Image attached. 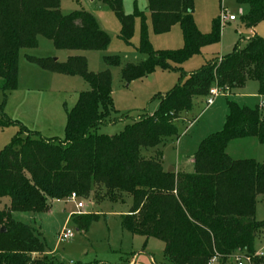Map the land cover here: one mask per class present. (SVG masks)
I'll list each match as a JSON object with an SVG mask.
<instances>
[{"label":"trees","instance_id":"1","mask_svg":"<svg viewBox=\"0 0 264 264\" xmlns=\"http://www.w3.org/2000/svg\"><path fill=\"white\" fill-rule=\"evenodd\" d=\"M60 1L0 0V90L4 93L17 88L20 51L35 48L39 36L57 49L97 51L108 46L110 36L94 15L84 10L62 14ZM235 1L248 6L241 16L247 28L264 21V0ZM100 2L117 18L118 37L126 45L131 44L135 20L140 21L137 50L146 58L125 63L122 79L130 83L161 69L177 72L178 83L157 95L159 106L153 114L141 113L115 135L97 134L96 129L115 111L110 71H88L84 56H70L65 62L27 56L43 69L80 76L89 89L80 92L66 112L62 139L28 129L8 117L5 101L0 103V129L18 126L0 150V200H9L0 208V264L47 263L40 233L15 220L14 213L48 211L54 199L68 200L72 193L88 198L99 189L111 200L123 193L131 197L129 211L121 217L122 228L161 241L165 264H210L214 256L218 264H229L236 252L255 251L256 232L264 227V220L257 221L254 215L258 198L264 196V161L233 159L226 147L231 140L246 137L264 143V113L259 105L250 108L227 101L224 125L200 141L192 173L168 172L160 154L145 157L141 150L176 139L175 120L213 85L231 93L243 88L251 76L264 100V39L254 36L243 48L236 44L220 59L186 74L181 65L219 41V18L213 20L209 33H202L194 20V0H147L153 33L164 34L178 25L183 40L180 49L156 51L148 39L143 11L134 7L125 14L122 0ZM104 61L108 66L120 64L118 56H106ZM70 217L81 231L96 219L90 214Z\"/></svg>","mask_w":264,"mask_h":264},{"label":"rangeland","instance_id":"2","mask_svg":"<svg viewBox=\"0 0 264 264\" xmlns=\"http://www.w3.org/2000/svg\"><path fill=\"white\" fill-rule=\"evenodd\" d=\"M123 1V12L131 14L134 10V0ZM137 3H139V6H137L138 10L144 12L143 0H137ZM245 7L235 0H194V17L198 22V25H196L202 33L211 31L213 20L218 19L222 11H226L229 15H235L238 19L234 22H221L219 20V41L205 46L199 54L186 60L181 65L184 73H192L202 65L214 59H220L228 54L236 44L240 48L244 47L248 38L249 28L242 23L240 10H244ZM75 10H84L98 17L103 29L110 36V42L104 50L57 49L50 40L39 36L37 46L35 48L22 49L19 56L21 58L23 55H26V58L27 56L50 58L56 59L58 62H65L68 57L78 55L86 58L88 71L97 73L108 69L112 78V101L115 111L110 113V120H107L106 123L101 124L96 129V133L115 135L121 132L127 124L136 120L141 113L153 114L159 106L157 95H163L170 91L178 83L179 74L173 71L157 69L148 79L133 80V82L126 83L121 77L122 66L125 63L137 64L146 58L145 54L137 50L140 35L139 19L135 20L136 27L130 41L131 44L126 45L118 37L120 24L108 6L99 0L60 1L62 14H68ZM146 23L148 39L154 50H177L182 47L183 40L178 25H174L167 33L157 35L152 31L150 17L146 19ZM106 56H118L120 64L108 66L104 61ZM27 64L41 68L29 60ZM43 70H46L50 76L57 79L50 85L51 88L45 85L42 88L39 87L42 99H46L49 96V102L53 104L51 112L55 123L58 121L59 114L64 110V107H66V114L75 105L79 93L88 90L89 85L80 76L60 74L47 69ZM47 81L52 82L49 79ZM152 84H156V86L154 87ZM155 88L156 92H151ZM24 90L21 88L19 93H23ZM257 90V81L249 76L244 88L234 90L232 96L224 95L226 92H221L214 97L213 104L206 109H204L206 97L199 96L194 98L192 107L189 110L188 122H183L179 118L175 120V124L179 128L178 133L186 129L185 134L184 132L180 134L179 140L183 143L187 142L189 149L193 145L196 148L195 141L198 139L197 137L206 128L210 127L211 121H215L219 117L221 109L226 106L228 100L250 108L260 105L259 103L263 98L259 97ZM9 92L4 93L0 90V103L5 101V97ZM35 93L38 92L31 89L30 97H35ZM63 103H65L64 107ZM262 111L264 113V109ZM4 112L6 113L5 107ZM23 115H26L25 112H23ZM8 117L16 120L9 115ZM18 121L23 124L22 121ZM190 121H193L191 125L189 124ZM17 131L18 126L16 125L0 129V150L11 141ZM23 133L25 135L26 132L23 130ZM58 133L54 136L62 139L64 137L63 131L60 132L59 130ZM41 134L44 135L43 133ZM168 145L165 149L167 157L174 158L176 144L170 145L168 143ZM160 146L157 147L156 152L153 154L154 156L159 154L157 151H159ZM150 152L153 153L152 149L141 150V154L145 157L153 156L150 155ZM246 153L243 155L251 154L252 156H242L246 157L244 159L250 157L258 163L263 162L264 143H258L253 147L247 148ZM102 194L103 191L99 189L95 196L91 195L88 198L78 197L75 201L70 199L51 201L48 211L40 213L16 212L13 217L15 220L30 225L40 233V237L46 246L45 252L42 254L46 256V264H93L96 261L108 264H129V262H132V264H165L163 256L164 245L161 241L132 235L122 228L121 217L129 211L132 203L131 197L123 193L117 199L111 200L103 197ZM77 202L83 203V208H77ZM3 206L4 204L1 202L0 208ZM72 214H90L96 216V219L89 223L86 231H81L77 230L72 222L70 217ZM254 215L257 221L264 220V196L258 198ZM67 228L74 232L73 237L68 241H60L58 235ZM257 238L264 243V227L256 232L255 239ZM228 263L234 264L233 259L230 258ZM210 264H218V260Z\"/></svg>","mask_w":264,"mask_h":264},{"label":"crops","instance_id":"3","mask_svg":"<svg viewBox=\"0 0 264 264\" xmlns=\"http://www.w3.org/2000/svg\"><path fill=\"white\" fill-rule=\"evenodd\" d=\"M91 1H93V0H91ZM123 3H124V1H123ZM133 3H134V7L139 6V3H137V0H134ZM143 4H144L143 5L144 6V14H145L146 18H149V11L147 9V0H143ZM244 6H246L244 8V10H242V9L240 10V17L245 15L248 12V6L247 5H244ZM94 17L96 18L100 28L103 29L101 23L99 22L98 17L95 15H94ZM194 20L196 21V24L198 25V22L195 19V17H194ZM135 27H136V22H135L134 29H135ZM254 36H258V37H261L264 39V21H261L260 23H258L254 28H249L247 40L254 37ZM27 62H28V60L26 58V55H23L22 58L19 56L17 88L15 90L9 92L7 94V96L5 97V105H4L5 111L12 118L22 121L23 124L26 125L28 129L38 131L40 135H42L41 133H43L44 134V135H42L43 137L53 138V137H55L54 136L55 134H59L58 133L59 130H60V132L63 131V133H64L65 123H66V114H65L66 107H64L65 103H63L64 110L62 112H60L58 121L54 123V118H53V115L51 112L52 108H53V104L49 102V96L46 97V99L45 98L42 99V93H39V87L42 88V86L45 85L46 87L51 88L50 85L53 84L57 79L54 78L53 76H50V74H48L46 70H43L41 68H36L35 66H32L31 64H27ZM38 69H40V70H38ZM154 72L143 77V78H141V79H137V81L143 80V79H148L149 77H151L152 74H154ZM48 79L52 82L47 81ZM134 81H136V80H134ZM152 85L154 87L156 86V84H152ZM21 88L25 89L23 93H19V91H21ZM31 89L36 90L38 92V93H35V97L34 96L30 97L31 95H29V94L31 92ZM151 92H156V88ZM112 94H113V91H112ZM224 95L232 96V92L229 94L224 93ZM259 97L262 98L260 95H259ZM40 99H41V101H40ZM208 107H210V106L205 105L204 109H206ZM23 112H25L26 117L23 115ZM188 114H189V111L181 113L178 118L181 119L183 122H185V121L188 122V120H189ZM219 114H220L219 117L217 119H215V121L210 122V125H209L210 127L206 128V130L204 132H202L199 135V137H197L198 139L195 141V144L197 147H198V144L200 143V141L206 135H208L214 131H219L223 127L226 116L228 114L227 104L225 107H223V109H221ZM192 122L193 121H190L189 124L191 125ZM178 130H179V128H178ZM185 131H186V129H184V131H183L184 134H185ZM183 132H180L176 139L170 140V141L166 142L164 145L160 146L159 151H157L160 154V159H161L163 168L165 170H168L169 167H172L173 168L172 172L174 174L192 173L194 170L193 156H194V153H195L197 147L195 148L193 145V147H191L189 149L187 142L183 143V142H181V140H179V136H180V134H183ZM57 138H59V137H57ZM168 143H170V145L176 144V149L174 150V152H175L174 158L173 157H169V158L167 157L165 149L167 146H169ZM256 144H258V142L253 137L234 139L228 143V145L226 147V152L233 159H244L246 157H242V156H252L251 154L250 155H243V154H247L246 153L247 148H250L251 146L253 147ZM156 150H157V148H154V150L152 149L153 153L150 152V155H153L156 152ZM248 158H250V157H248ZM52 201H56V200L54 199ZM1 202H2V204L5 205V204H8L9 201H8V199L4 198L3 201H2V199L0 200V203ZM262 242L263 241H261V239H259V238L255 239L254 240V250L257 251V250L261 249L264 251V243H262ZM236 253H238V252H236ZM129 264H132V262H129Z\"/></svg>","mask_w":264,"mask_h":264},{"label":"built area","instance_id":"4","mask_svg":"<svg viewBox=\"0 0 264 264\" xmlns=\"http://www.w3.org/2000/svg\"><path fill=\"white\" fill-rule=\"evenodd\" d=\"M238 18L235 15H229L226 11H222L219 16V20L221 22H233L236 21ZM222 91L215 85H213L209 91L208 94L205 96V105L209 106L213 103L214 97H216L218 94H220ZM224 93V92H223ZM260 108L264 109V100L260 103ZM70 200L75 201L78 199L75 193H72L69 197ZM77 208H82L83 203L77 202ZM74 232L67 228L63 230L59 235L58 239L60 241H68L70 238L73 237ZM233 259L234 264H264V251L263 250H255L253 252H241L235 253L231 256ZM218 260L217 256H214L210 263L215 262Z\"/></svg>","mask_w":264,"mask_h":264},{"label":"water","instance_id":"5","mask_svg":"<svg viewBox=\"0 0 264 264\" xmlns=\"http://www.w3.org/2000/svg\"><path fill=\"white\" fill-rule=\"evenodd\" d=\"M172 170H173V168H172V167H169L167 171H168V172H172ZM3 230H4V229L1 228V231H3Z\"/></svg>","mask_w":264,"mask_h":264}]
</instances>
